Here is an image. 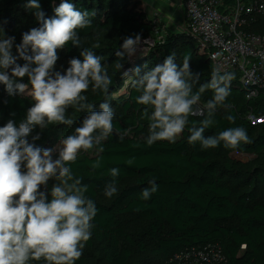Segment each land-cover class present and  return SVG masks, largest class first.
<instances>
[{"label": "trees", "instance_id": "trees-1", "mask_svg": "<svg viewBox=\"0 0 264 264\" xmlns=\"http://www.w3.org/2000/svg\"><path fill=\"white\" fill-rule=\"evenodd\" d=\"M72 2L78 9L96 12L92 25L81 30L80 36L83 47L102 57L101 63L113 79L107 95L93 92L91 87L84 94L96 110L101 103L108 102L114 111L113 135L97 148L81 151L71 163L75 176L88 185L86 195L99 209L93 221L92 238L86 242L76 264H165L176 253L207 245H219L227 264H264V122L255 125L248 119L250 114L264 116V98L248 100L247 91L241 89L235 75L231 94L225 105L218 108L215 123L205 135L244 127L249 142L236 150L222 146L201 150L199 144L192 146L188 143L187 128L175 143L159 141L148 147L145 106L136 103L139 93L127 85L126 92L116 97L126 86L123 73L132 75L139 68L143 74L174 52L178 64L185 55L191 56L190 69L200 75L199 83L203 84L209 82L215 70L212 62L202 54L198 41L185 32L162 34L158 40V27L146 11L138 9L140 2ZM25 3L26 0H0V27L7 35H14L16 43H20L23 33L40 27L35 16L25 9ZM59 3L60 0H40L46 18L54 16ZM251 31L264 34V19ZM137 34L142 41L151 37L157 41L145 57L135 61L126 58L122 61L123 68H116L115 53L123 38ZM81 51L71 45L59 50L56 69L66 70L70 59L81 58ZM211 98L212 92L208 91L193 106L189 127L199 126ZM29 107L31 100L26 94L9 97L0 85V126L9 119L18 124ZM199 107L203 114L195 115ZM85 115L70 107L67 116L74 121L73 125L50 126L41 134L37 146L53 148L61 137L81 126ZM229 115L234 121L227 119ZM125 129L131 131L120 141L117 134L122 135ZM100 147L103 151L98 150ZM234 154L255 158L243 163L234 160ZM112 168H119L120 172L116 178L117 192L108 198L104 188L113 179ZM153 177L159 188L145 201L141 192L149 187ZM53 183L49 181L42 190L50 191Z\"/></svg>", "mask_w": 264, "mask_h": 264}, {"label": "clouds", "instance_id": "clouds-1", "mask_svg": "<svg viewBox=\"0 0 264 264\" xmlns=\"http://www.w3.org/2000/svg\"><path fill=\"white\" fill-rule=\"evenodd\" d=\"M24 7L40 27L23 33L20 43L0 27V85L9 97L26 94L31 100V107L18 124L9 119L0 126V264H76L92 238L99 209L86 195L88 185L75 176L71 163L81 151L97 148L114 133L111 104L101 103L96 110L84 93L91 87L93 92L107 95L113 79L102 65V57L83 47L80 32L92 25L94 10H81L72 0H60L54 16L46 18L40 0H26ZM143 43L148 47L141 48L139 34L123 38L115 53L116 68L122 69V61L138 52L147 54L150 42ZM69 45L82 49L81 58L70 59L67 69L58 71V51ZM190 59L185 55L178 64L173 52L162 64L143 74L139 68L132 75L123 73L125 83L139 93L136 103L145 106L146 145L151 147L159 141L175 143L186 128L188 143L199 144L201 150L221 146L236 150L247 144L248 132L240 126L205 135L215 123L218 108L231 94L235 74L215 69L209 82L200 84V75L190 69ZM208 91L212 98L206 103L205 118L199 126L189 127L193 106ZM70 107L86 113L81 126L61 137L53 148L37 146L41 134L50 126L73 125L67 116ZM227 119L234 121L231 115ZM130 131L117 134L119 140ZM119 172V168L110 169L113 179L104 188L108 198L117 192ZM49 181L54 182L50 191L42 190ZM158 188L153 177L149 187L142 190L141 198L151 199Z\"/></svg>", "mask_w": 264, "mask_h": 264}, {"label": "built area", "instance_id": "built-area-1", "mask_svg": "<svg viewBox=\"0 0 264 264\" xmlns=\"http://www.w3.org/2000/svg\"><path fill=\"white\" fill-rule=\"evenodd\" d=\"M183 5L187 33L214 69L237 75L248 100L264 98V34L251 31L264 19V0H184ZM248 119L264 122L254 114ZM165 264H227V259L219 245H207L176 253Z\"/></svg>", "mask_w": 264, "mask_h": 264}, {"label": "rangeland", "instance_id": "rangeland-1", "mask_svg": "<svg viewBox=\"0 0 264 264\" xmlns=\"http://www.w3.org/2000/svg\"><path fill=\"white\" fill-rule=\"evenodd\" d=\"M136 2H140L141 6L138 9L142 11H147V14L153 19V22L156 24L158 29L156 30V34L158 38L162 37V34L168 33H187V18L186 11L183 5L184 0H135ZM161 30V31H160ZM188 34V33H187ZM156 37V35H155ZM150 42V45L153 47L155 45V41L157 38L151 37L147 40ZM148 45L142 43L141 48H147ZM151 49V48H150ZM150 50L147 52L148 55ZM135 61V60H132ZM127 85L121 90V92L116 95L119 97L126 92ZM196 115H202L203 109L198 108L195 112ZM181 136H178L176 140H178ZM79 155V154H78ZM254 156L242 155V154H234L233 159L238 160L243 163H248L253 160Z\"/></svg>", "mask_w": 264, "mask_h": 264}, {"label": "water", "instance_id": "water-1", "mask_svg": "<svg viewBox=\"0 0 264 264\" xmlns=\"http://www.w3.org/2000/svg\"><path fill=\"white\" fill-rule=\"evenodd\" d=\"M152 47V46H151ZM150 47V48H151ZM144 53L143 52H138L136 56L132 57L131 59L132 60H137V59H140V58H143L144 57ZM196 115V114H195Z\"/></svg>", "mask_w": 264, "mask_h": 264}, {"label": "crops", "instance_id": "crops-1", "mask_svg": "<svg viewBox=\"0 0 264 264\" xmlns=\"http://www.w3.org/2000/svg\"><path fill=\"white\" fill-rule=\"evenodd\" d=\"M139 1V0H138ZM145 11H146V9H145ZM147 12V11H146ZM150 19L153 21V19L150 17Z\"/></svg>", "mask_w": 264, "mask_h": 264}]
</instances>
